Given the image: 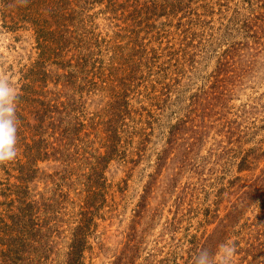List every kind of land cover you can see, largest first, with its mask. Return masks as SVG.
Segmentation results:
<instances>
[{
  "label": "rangeland",
  "instance_id": "obj_1",
  "mask_svg": "<svg viewBox=\"0 0 264 264\" xmlns=\"http://www.w3.org/2000/svg\"><path fill=\"white\" fill-rule=\"evenodd\" d=\"M112 1L70 0L66 23L85 42L45 63L34 30L10 29L0 9V74L20 94L18 155L0 165V264L25 202L35 224L12 264H65L109 126L120 152L103 171L84 264H192L225 242L234 264H264V0ZM90 50L115 86L121 62L133 61L128 105L112 98L111 81L85 85L76 56ZM36 100L64 104L49 116L68 138L45 119L54 156L37 161L23 196L17 166L39 139Z\"/></svg>",
  "mask_w": 264,
  "mask_h": 264
},
{
  "label": "trees",
  "instance_id": "obj_2",
  "mask_svg": "<svg viewBox=\"0 0 264 264\" xmlns=\"http://www.w3.org/2000/svg\"><path fill=\"white\" fill-rule=\"evenodd\" d=\"M64 1L65 5H69L65 7V14H62L63 9H61V3ZM109 0L110 4H114L115 1ZM1 12L5 18L11 23L8 27L10 29L16 30L21 25L28 26L30 29H33L37 39L40 41V48H42V61L45 63L53 54L55 57H60L62 55L55 53L56 50H63L69 44H74L73 40L77 39V43H84L85 39L80 38V35L77 34V29H70L69 24H67V14L70 8V0H0ZM59 13H61L62 19L64 22H60L57 24ZM61 19V20H62ZM56 26L57 30H54L53 33L51 27ZM24 27V26H23ZM86 32V31H85ZM53 34L50 38L48 35ZM52 45L55 47L52 49ZM79 46V45H75ZM90 46L87 47L89 50ZM53 50V51H52ZM93 52L90 50L86 55L78 53L76 56V67L79 69V73L84 76V83L87 87L91 88L93 86H102V88H106V83H112V87H110V91L112 93V98L116 102H121L125 105H128L127 92L130 90V80L132 76V66L133 61L125 60L121 62V66L117 69L123 71V78L119 81L118 85H113V82L116 80L115 71H112L111 67L109 69H104L102 65L96 66V62H101L100 60L93 59ZM121 54H123L121 52ZM51 55V56H50ZM57 64L64 65L62 62H56ZM66 66V65H65ZM69 66V65H68ZM116 70V69H115ZM126 70H129V73H125ZM107 71V72H106ZM44 73V72H43ZM45 74V73H44ZM90 77L88 78V76ZM66 77H81L71 71L67 73ZM96 79V80H95ZM99 82V83H98ZM47 86V85H44ZM41 95V94H40ZM40 108L35 110V114L37 120H39V124L36 127L37 135H39V139L34 140L33 144L26 145L28 146L23 154L26 158L25 162H18V170L21 171L20 180L22 181V189L23 196H26L28 191V183L34 175L38 171L37 161L44 160L47 157L53 155L54 153L50 152V146L45 138H43V133L46 132L43 127V123L46 118L52 119L49 122V125H53L61 130V139L64 141V138H68L66 135L68 130L66 128H60L59 125H56L55 122L58 120L53 118V116H49V114L60 113V106H64L63 103H51V101L44 100H36ZM53 101V100H52ZM121 113V112H120ZM19 114V113H17ZM118 115V114H115ZM111 122V120H109ZM111 125H114V122H111ZM83 123H79V128H75L73 132H78L79 129L83 127ZM108 131L110 132L106 139V153L102 156H99L98 166L93 167V172L88 177L87 181V192L88 195L85 199V210L81 211V218L79 224L74 228L71 242L68 246L67 257L65 260V264H84V251L90 248V244L88 242V237L94 230V226L96 225L94 222L95 214L100 207V205L96 206V198L103 197L105 188V179L103 175V171L107 166L109 160L112 159L114 155L119 154V142L120 137L118 136L117 128H111L109 126ZM24 182V183H23ZM24 208H20V212L16 215L15 224V236H10L6 238L8 243L6 244L7 250L2 251L1 253L3 259L2 264H8L10 261L11 264L14 260L19 259L22 252V248L24 246L30 247L28 243L27 235L30 234V230L34 227V208L35 206L29 202L24 203ZM93 208V210H91ZM2 222V220H0ZM9 226V225H8ZM29 229V232H28ZM28 234H27V232ZM8 235V234H6ZM35 235V234H32Z\"/></svg>",
  "mask_w": 264,
  "mask_h": 264
},
{
  "label": "clouds",
  "instance_id": "obj_3",
  "mask_svg": "<svg viewBox=\"0 0 264 264\" xmlns=\"http://www.w3.org/2000/svg\"><path fill=\"white\" fill-rule=\"evenodd\" d=\"M20 94L4 75L0 74V165H7L18 155L19 118L17 106ZM236 246L232 242L219 245L214 254L208 248H201L193 254L192 264H234ZM219 256L216 261L215 256Z\"/></svg>",
  "mask_w": 264,
  "mask_h": 264
}]
</instances>
